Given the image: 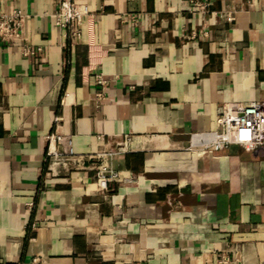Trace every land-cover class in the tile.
<instances>
[{
    "label": "crops",
    "instance_id": "obj_1",
    "mask_svg": "<svg viewBox=\"0 0 264 264\" xmlns=\"http://www.w3.org/2000/svg\"><path fill=\"white\" fill-rule=\"evenodd\" d=\"M61 1L0 0L25 15L0 41V264H264V144H192L264 103V0H74L78 36ZM126 139L134 179L99 188L91 155Z\"/></svg>",
    "mask_w": 264,
    "mask_h": 264
},
{
    "label": "built area",
    "instance_id": "obj_2",
    "mask_svg": "<svg viewBox=\"0 0 264 264\" xmlns=\"http://www.w3.org/2000/svg\"><path fill=\"white\" fill-rule=\"evenodd\" d=\"M193 12H210L209 0H188ZM88 12L86 6L79 5L74 0H62L60 8L56 13V24L63 28H71L73 35L81 33V25L84 15ZM227 19L232 22L234 16L228 13ZM24 21L25 15L20 9L11 12L0 13V41L13 42L24 40ZM206 34V33H205ZM41 47L33 49L28 43L22 46V53L26 56L35 55L42 52ZM96 82L102 87L98 93L100 99L103 97V90L107 80L98 75ZM219 128L215 131L201 134L194 137L193 145H200L202 149L222 150L230 145L237 144L246 148H256L264 144V103L261 101L250 102H231L224 105L217 118ZM50 143L62 142L64 137L52 134L49 136ZM128 150V139L118 143L116 146L107 150H102L91 155L96 161V184L101 189H106L110 183L130 182L133 176L127 175L114 166V159ZM52 154L62 153L50 150ZM65 152L73 154V149L69 147ZM39 261L38 257L33 259V264ZM219 264H229L227 256H221Z\"/></svg>",
    "mask_w": 264,
    "mask_h": 264
}]
</instances>
